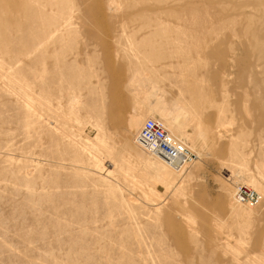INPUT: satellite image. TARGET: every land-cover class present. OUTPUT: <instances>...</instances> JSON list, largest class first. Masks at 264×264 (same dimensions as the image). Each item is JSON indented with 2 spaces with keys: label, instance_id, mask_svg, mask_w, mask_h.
Returning a JSON list of instances; mask_svg holds the SVG:
<instances>
[{
  "label": "rangeland",
  "instance_id": "rangeland-1",
  "mask_svg": "<svg viewBox=\"0 0 264 264\" xmlns=\"http://www.w3.org/2000/svg\"><path fill=\"white\" fill-rule=\"evenodd\" d=\"M136 73L182 173L133 143ZM0 264H264V0H0Z\"/></svg>",
  "mask_w": 264,
  "mask_h": 264
},
{
  "label": "built area",
  "instance_id": "built-area-1",
  "mask_svg": "<svg viewBox=\"0 0 264 264\" xmlns=\"http://www.w3.org/2000/svg\"><path fill=\"white\" fill-rule=\"evenodd\" d=\"M135 142L140 149L160 158L176 171L186 170L196 159V156L186 147L175 143L162 126L155 121L146 120L143 123L135 136ZM233 199L237 204L249 205H257L260 200L255 191L244 186L235 189Z\"/></svg>",
  "mask_w": 264,
  "mask_h": 264
},
{
  "label": "bare ground",
  "instance_id": "bare-ground-1",
  "mask_svg": "<svg viewBox=\"0 0 264 264\" xmlns=\"http://www.w3.org/2000/svg\"><path fill=\"white\" fill-rule=\"evenodd\" d=\"M144 82L143 78L138 74H134L131 79L129 80V86H132V85H137L138 87H140V95H142V99L144 100H149L150 98L154 99V104L152 106V109L155 111V110H158L159 109V104H160V98L157 94V90L155 88H148V89H144V84L142 83ZM143 84V85H142ZM143 87V88H142ZM111 106L114 107V103L115 102H111ZM159 113H158V116H154L153 114H149L148 115V120H151V121H155V122H158L163 130L172 138V140L175 142V143H179L181 144L182 146L186 147L187 149H190L186 143L184 142L183 138H182V132H181V122L186 120L187 118V113L183 110H178L177 112H175L174 115L170 116L169 118L166 117V115L164 114L163 111L161 110H158ZM134 117V116H133ZM129 125H130V129L134 132L135 136L137 135L138 131L140 130V128L142 127L141 125V120L140 119H130L129 121ZM133 143L134 145L142 152L143 150L139 148V146L136 144L135 142V137L133 139ZM191 150V149H190ZM192 151V150H191ZM145 152V151H143ZM149 157L151 158H155L158 160L159 163H151L147 166H145V169L147 170L148 173H150L151 175L153 176H158L159 175V172L161 169H165L167 168L169 171L173 172V173H182L184 171H176L172 168H170L169 166H167L160 158L156 157V156H153L147 152H145ZM143 153H141L142 155ZM144 156V155H142ZM143 158V157H141ZM193 164H191L190 166H192ZM189 166V167H190ZM187 167V168H189ZM186 168V169H187ZM239 187V186H237ZM236 187V188H237ZM235 188V189H236ZM234 191L232 192V196H231V200L233 202L234 205L236 206H243L242 204H237L235 201H234ZM260 197V196H259ZM260 202V200H259ZM245 206H249L251 207V205L247 204Z\"/></svg>",
  "mask_w": 264,
  "mask_h": 264
}]
</instances>
